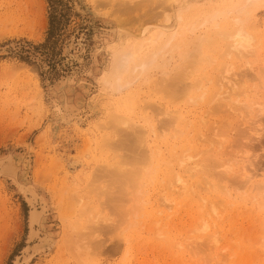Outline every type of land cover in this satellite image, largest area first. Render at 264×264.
<instances>
[{"label":"rangeland","instance_id":"1","mask_svg":"<svg viewBox=\"0 0 264 264\" xmlns=\"http://www.w3.org/2000/svg\"><path fill=\"white\" fill-rule=\"evenodd\" d=\"M140 1L0 0V159L17 168L0 171V264L30 252L24 264H264V0L242 16L253 43L235 52L215 30L234 27L246 0ZM121 50L150 64L106 84ZM162 78L189 90L166 93ZM119 117L143 131L150 169L127 201H107L115 189L105 177L104 196L93 170L99 155L105 169L129 156L114 145ZM87 204L98 248L87 221L72 231ZM46 234L56 243L36 250Z\"/></svg>","mask_w":264,"mask_h":264},{"label":"bare ground","instance_id":"2","mask_svg":"<svg viewBox=\"0 0 264 264\" xmlns=\"http://www.w3.org/2000/svg\"><path fill=\"white\" fill-rule=\"evenodd\" d=\"M146 0H143L142 2H145ZM152 1H159L158 3H160V5L162 4V3H164V2H167V4H165L164 3V6L165 5H167L168 6V2H170L171 0H150V2H152ZM172 1H175V0H172ZM171 1V2H172ZM177 2H178V0H176ZM183 1H185V0H182V3H184ZM142 2L140 1V3L142 4ZM180 2H181V0H180ZM180 2H178V3H180ZM258 2H259V0H246V2H243V3H241L240 5H238L237 7H236V9H235V12H236V16L234 17V27L233 26H231V29H229V28H225V27H220V28H218L217 30H215V32H216V34H218V35H220V36H223V38L224 39H226L227 41L225 42V44H224V42H223V44L224 45H227V47L228 48H230V51L232 50V51H242L243 49H245L246 47H248V45H245L244 47H240V48H236V47H234V45H233V43H232V40H231V37L235 34V32L236 31H238V30H244L245 31V28L243 27V15H246V13L249 11V7H250V5H257L258 4ZM131 3V2H130ZM140 3H139V5H140ZM146 3L148 4V2L146 1ZM145 3V4H146ZM156 3V2H155ZM157 3V4H158ZM121 4V3H120ZM144 4V3H143ZM151 4V3H150ZM149 4V5H150ZM181 4V3H180ZM138 4H137V6H132L133 7V9L135 10V8L137 7V10H139L138 9V6H139ZM159 5V4H158ZM159 5V6H160ZM163 5V4H162ZM161 5V6H162ZM170 5H171V3H170ZM125 6H126V4H125ZM141 6V5H140ZM143 6H145V5H143ZM182 6V5H181ZM122 7V6H121ZM128 7V6H127ZM178 7V6H177ZM183 7H184V5H183ZM187 7V6H186ZM125 8V7H124ZM142 8V7H141ZM162 8H163V6H162ZM170 8V7H169ZM171 8H172V6H171ZM170 8V9H171ZM185 8V7H184ZM184 8H180V10L179 9H176L177 11H183V9ZM132 9V8H131ZM130 9V10H131ZM182 9V10H181ZM153 10V9H152ZM175 10V9H174ZM136 11V10H135ZM140 11V10H139ZM125 12V11H124ZM171 12V11H170ZM169 12V13H170ZM168 14V13H167ZM156 15V14H155ZM169 15V14H168ZM180 16V15H179ZM153 17V16H152ZM150 18V17H149ZM181 18V17H180ZM123 19V18H122ZM126 19V18H125ZM132 19V18H131ZM167 19H169V16H168V18ZM120 20H121V18H120ZM157 36H155V38H156ZM173 36H170L169 38L171 39ZM154 38V39H155ZM154 39H153V41H154ZM198 39H201V38H197V40ZM168 40V39H167ZM229 40V41H228ZM169 41V40H168ZM168 41H165L164 43H167ZM201 41V43H203V39H201L200 40ZM155 42V41H154ZM211 42H213L212 40H209V39H206V41L204 42V46L206 45V47H208L209 45L208 44H210ZM163 43V42H162ZM200 42L198 43V44H201ZM192 44H194L193 42H192ZM197 44V45H198ZM167 45V44H166ZM140 46V45H139ZM163 46H165V45H163ZM129 47V46H128ZM160 47H162L161 45L159 46V45H157V47L154 49V53L156 54V50H161L162 48H160ZM226 47V46H225ZM227 48V49H228ZM128 49V48H127ZM130 49H131V47H130ZM126 50V49H125ZM225 50V48H223V51ZM137 51V50H136ZM121 52L123 53V54H120L119 52H118V54H120V55H113L114 57V60L112 61V63H111V70H110V76L108 77V78H106V81H105V83L106 84H109L110 85V83L111 82H115V83H117V82H119V81H121V79H123L124 77H125V73H124V71L125 70H129V68L131 67V68H133V69H141V70H144L145 69V67L148 65V63L150 64V59H147V58H141L139 55H135V51H128V52H130V53H126L125 51H122L121 50ZM160 52V51H159ZM154 53H151L153 56H154ZM158 53V52H157ZM220 52H218V54H217V56H221L222 54H219ZM229 53H231V52H229ZM150 54V55H151ZM150 55H148L149 56V58H151L152 56H150ZM193 55H191V53L189 52V54H187L186 55V60H191L190 58L192 57ZM155 57V56H154ZM152 60H155V59H151V61ZM204 61H206V58L205 57H203L202 58V62H204ZM152 63H153V61H152ZM149 66V65H148ZM179 71V70H178ZM177 71V72H178ZM178 73H180V71L178 72ZM124 75V76H123ZM177 76H179V75H177ZM177 76L176 77H174V78H176L177 79ZM111 77H112V79L114 80V81H111ZM163 79V78H162ZM166 79V78H165ZM175 79V80H176ZM167 80H169L168 82H167ZM167 80H165L164 81V79H163V81L165 82L164 84H166L165 85V89H167V91L165 90V92L166 93H169V94H175L176 95V93L178 94V93H180L179 91L180 90H182L181 92H183V93H185V92H187L188 90H189V86L190 85H188L187 83H186V85H178V82L179 81H173V78H172V80L171 79H168L167 78ZM163 81H162V83H163ZM71 82V81H70ZM163 85V84H162ZM120 86H122V85H120ZM204 93V92H203ZM181 94V93H180ZM179 94V95H180ZM182 95V94H181ZM184 95V94H183ZM173 97V96H172ZM65 105V104H64ZM65 107V106H64ZM64 109H66V108H64ZM68 109V108H67ZM62 118V117H61ZM66 119V118H65ZM123 125V127L125 128V129H122L121 127L122 126H120V125ZM127 127H130L129 129L127 128ZM113 128H114V132H116V133H118V135H119V138L115 141V143H114V145L115 146H119V147H122V148H125L126 150H127V152H129V156H120V159H118V160H115L114 162H115V164L114 165H112V167H109V168H107V169H105V155L103 156V155H99V159H101L102 161H104V163L103 164H100V166L98 165V167H100L99 169H98V167H97V172H95V170H93L94 171V173H96V175L94 176V181L95 182H99L98 183V185L99 184H101V191L103 192V194H104V196H105V177L106 178H108V181H109V185H111V186H113V188L115 189V191L114 192H109V191H107V201L108 200H112V201H122V200H128V199H125V198H127V196H129V192H132L131 190H138L139 189V187H140V185H141V182H142V180H143V178H144V176H145V174L147 173V172H149V171H147V169H150V167H149V160H150V156H149V153L147 152V150L145 149V148H143L144 146V144H145V142H144V133H143V131L141 130V128H140V126L139 125H136L135 123L133 124V123H131L130 121H129V119L128 118H126V117H119L118 119H117V121L114 123V126H113ZM127 129H128V131H127ZM103 138H104V141H99V145H100V149H102V147L105 145V135L103 136ZM27 147L28 148H30V145L28 144L27 145ZM126 152V151H125ZM127 155V154H126ZM9 157L11 156V155H8ZM8 156H6V157H8ZM2 157V156H1ZM3 157H4V155H3ZM6 157L5 158H1L0 159V171L2 172V173H5V174H10L11 175V173L12 174H14L15 172H16V170H17V168H16V166L15 165H13V162L11 163L10 162V160H11V158H9L8 157V159H9V161H8V159H7V161H5L4 159H6ZM17 160V159H16ZM15 161V160H14ZM185 160H183V159H181L180 161H179V163H181V162H184ZM17 163V162H16ZM108 164H111V163H108ZM97 165V164H96ZM210 166H212V164H209L208 165V163H206V162H203L202 163V167L203 168H205V169H208L209 170V168H210ZM147 167V168H146ZM212 167H214V166H212ZM99 170V171H98ZM212 170V169H211ZM92 171V170H91ZM20 172V171H19ZM1 173V174H2ZM4 174V175H5ZM147 175V174H146ZM7 176V175H6ZM12 176V175H11ZM10 176V178L12 179V177ZM93 176V175H92ZM93 178V177H92ZM7 179H8V177H7ZM15 179V178H14ZM18 180V179H17ZM100 180V181H99ZM177 180H181L180 179V176H177ZM20 181V180H19ZM14 182H15V180H14ZM95 182H90L91 184H93V183H95ZM23 183V182H22ZM31 183V182H30ZM16 184V183H15ZM35 184V183H34ZM18 185V184H17ZM28 185V184H27ZM28 186H31V185H28ZM28 186H26V184L25 185H23V184H19V187H18V189L20 188L21 190L20 191H22L23 192V194H28V195H30V199H33L34 197H35V191L34 190H32L31 189V187H28ZM138 187V188H136V189H132V187ZM131 188V189H130ZM35 189V188H34ZM113 190V189H112ZM34 191V192H33ZM39 197H41L42 198V200H41V202L43 201V197H42V195H40ZM39 197H38V199H39ZM46 198V197H45ZM30 199H29V201H30ZM80 199V198H79ZM26 200H27V198H26ZM34 200V199H33ZM47 200V199H46ZM32 201V200H31ZM36 201V200H35ZM112 201H110V202H112ZM62 202V200H60V203ZM76 202H78V203H80L81 202V199L80 200H78V201H76ZM125 202V201H124ZM123 202V203H124ZM44 203H45V201H44ZM48 203V202H47ZM58 203H59V201H58ZM57 203V207L58 206H61L60 205V203L58 204ZM40 204V203H39ZM42 204H43V202H42ZM46 204V203H45ZM119 203H115V204H110L111 205V207L112 208H118V207H116L117 205H118ZM212 204V203H211ZM37 205V204H36ZM72 205V204H71ZM75 205V204H74ZM114 205V206H113ZM116 205V206H115ZM120 205V204H119ZM121 205H122V202H121ZM120 205V207H122ZM32 206H34V205H32ZM49 206V205H48ZM37 207V206H36ZM51 207V206H50ZM56 207V208H57ZM66 207V205L64 204V206H62V208H65ZM73 208H75L74 206H72ZM72 207L70 208V204L68 205V207H66V210H67V208H68V212L67 213H65V209H63V211H64V213H63V211H62V209L61 208H59V210L61 209V213L62 214H66V217H68L69 216V214H71L72 215ZM35 208V207H34ZM43 208V207H42ZM105 208V203H104V205H103V209ZM46 209V208H45ZM52 209V208H51ZM69 209H71V210H69ZM121 209V208H120ZM58 210V209H57ZM79 211L77 212L78 214H77V218L76 219H73L74 221V223H72V224H74V225H72V226H76V228L75 229H72V226L70 227L71 229H72V231L73 230H76L77 229V232H78V227L80 228V227H82V232L81 233H83L84 232V229L86 230L85 232H87V231H89L91 228H89L90 226L92 227V225L90 224V223H92V222H88V220H92V215L91 216H88L89 217V219H87L86 221H87V226L88 227H86V226H84L85 228H83V225H81V222H84L83 224H85V222L86 221H83L84 219H83V214L88 210V204L87 205H85V206H82V208H79L78 209ZM75 211V210H74ZM74 211H73V215H74ZM46 213V212H45ZM44 213V214H45ZM124 213V212H123ZM42 213H41V211L39 212L36 208L34 209V210H31L30 211V215H29V229L32 227V230H31V233H32V235L33 234H35V233H37V232H39L37 229L38 228H36V226L37 225H39L38 227H40V218H41V216H43V214L41 215ZM101 214V213H100ZM100 214H95V216H98V215H100ZM102 215V214H101ZM66 217H64V218H66ZM87 217V218H88ZM93 217H94V215H93ZM99 217V216H98ZM103 217H104V215H103ZM46 218V217H45ZM91 218V219H90ZM72 219V218H71ZM93 219H97L96 217L95 218H93ZM104 220H105V217L103 218ZM76 220H77V222H76ZM44 221V220H43ZM71 221V220H70ZM89 223V224H88ZM69 224V223H68ZM77 224H80V225H77ZM92 224H94L93 226H95L96 224L95 223H92ZM30 225H31V227H30ZM45 227H47V226H45ZM97 227H98V225H97ZM43 228V227H42ZM88 228H89V230H88ZM93 228V227H92ZM101 228H102V226H101ZM103 228L105 229V227L103 226ZM100 229V228H99ZM97 230V229H96ZM29 231V230H28ZM81 231V229H79V232ZM105 231V230H104ZM74 233H77L76 231H73ZM90 232L91 231H89V233L87 232V233H85V234H82V235H84L83 236V238L85 237V238H87V240H88V244L86 243V240H85V244H84V242H82V245L84 244V245H86L87 244V246H89L91 243L90 242H94V245H95V247L97 246V248L98 247H100V242H101V240L99 239V241H96V239H91V241H90V238H88L89 236H90ZM92 232H93V229H92ZM29 233V232H28ZM80 233V234H81ZM88 234V235H87ZM29 235V234H28ZM73 235V234H72ZM72 235H71V237H72ZM79 235V234H78ZM91 235H92V233H91ZM51 236V237H50ZM75 235H73V239L75 240L76 238H79V240L81 239V235L78 237H74ZM29 237V236H28ZM33 237V236H32ZM35 237V236H34ZM48 237V238H47ZM36 238V237H35ZM40 238V237H39ZM91 238H92V236H91ZM29 239H31V238H28V240ZM37 240V239H36ZM39 240V239H38ZM79 240L78 239H76L75 241H77V242H75L76 244H78V247H82L81 246V242H79ZM82 240V239H81ZM31 241V240H30ZM72 241V240H71ZM70 241V242H71ZM90 241V242H89ZM37 242V241H36ZM53 242L54 243H56V239H53L52 240V234L50 235V234H46V237H41V239L38 241V243L36 244V250H38L39 248H45V247H47V246H49L50 245V243H51V245L53 244ZM103 244V243H102ZM80 245V246H79ZM93 245V244H92ZM94 245H93V247H94ZM39 246H41V247H39ZM102 246V245H101ZM90 247H91V245H90ZM89 247V248H90ZM94 247V248H95ZM28 248V247H27ZM32 248H34L33 246H32ZM88 248V247H87ZM88 248V249H89ZM26 250V249H25ZM31 250V249H30ZM40 250V249H39ZM42 250V249H41ZM46 250V249H45ZM91 250V249H90ZM32 251V250H31ZM48 251V250H47ZM27 252V251H26ZM89 252V251H88ZM26 254V253H25ZM30 254H32L31 252H30ZM30 254H28V255H25L23 258H24V260H22V258H21V260H22V262L20 263V262H18V264H24L25 263V261H27L29 258H30ZM42 254V253H41ZM85 255H86V253H85ZM87 256V255H86ZM82 257V256H81ZM84 257V256H83ZM86 259L88 260V258L86 257ZM86 259H81L82 260V263H83V261L84 260H86ZM16 260V259H15ZM15 263V262H14ZM17 263V262H16ZM15 263V264H16ZM84 263H85V261H84ZM83 263V264H84Z\"/></svg>","mask_w":264,"mask_h":264},{"label":"clouds","instance_id":"3","mask_svg":"<svg viewBox=\"0 0 264 264\" xmlns=\"http://www.w3.org/2000/svg\"><path fill=\"white\" fill-rule=\"evenodd\" d=\"M234 47L240 48L245 45L250 46L253 43V36L250 32H245L244 30H238L231 37Z\"/></svg>","mask_w":264,"mask_h":264},{"label":"trees","instance_id":"4","mask_svg":"<svg viewBox=\"0 0 264 264\" xmlns=\"http://www.w3.org/2000/svg\"><path fill=\"white\" fill-rule=\"evenodd\" d=\"M52 18H53V14L50 13V21H49V24H50V27H49V37L52 36Z\"/></svg>","mask_w":264,"mask_h":264}]
</instances>
